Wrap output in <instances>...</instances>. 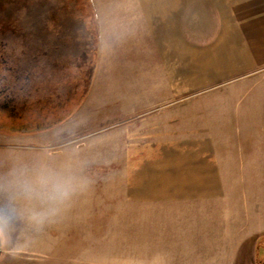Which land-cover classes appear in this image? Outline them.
I'll return each mask as SVG.
<instances>
[{
    "label": "rangeland",
    "instance_id": "1",
    "mask_svg": "<svg viewBox=\"0 0 264 264\" xmlns=\"http://www.w3.org/2000/svg\"><path fill=\"white\" fill-rule=\"evenodd\" d=\"M142 6L145 12H151L147 16L155 18L152 26L161 22L163 12H168L166 28L177 32L176 42H167L166 50L160 53L167 55L165 71L177 76V83L173 80L172 84L178 85L181 78L183 134L193 129L222 140L214 143V151L223 197L215 198L208 231L217 233L220 230L214 229V224L223 222L233 241L237 232L240 236L254 226L261 228L242 246L235 264H264L263 243H259L264 238V0H0V32L5 34L8 51L15 47L18 34L22 33L26 52L22 56L23 75L33 70L31 53L55 54L40 59L43 68L53 63L46 74L52 75L54 104L63 97L57 99L64 92L60 84L62 75L69 72L71 85L79 84L71 101L51 111L48 121L62 120L74 110L93 69L95 74L94 63L99 58V67H104L91 96L100 115L95 122L99 126L109 118L107 122L122 124L126 122L121 118L122 106L157 103L147 90L139 92L146 88L142 81L148 79L147 73L151 75V87L162 82L155 73L162 71L159 54L148 52L141 36L126 40L128 29L138 33L143 30L139 20L143 16ZM162 21L159 28L164 27L166 21ZM139 23L140 26L133 27ZM90 86L91 82L89 89ZM110 113L117 114L110 118ZM69 118L48 130L19 135L1 133L0 167L8 150L19 146L17 141L35 145L39 138L31 135L55 129ZM171 131L174 128L164 130L162 125L154 133L166 139L168 135L163 134ZM94 132L109 137L110 126L93 129L87 125L76 135ZM151 142L153 148L169 144L165 140ZM104 181H98L90 192L78 197L60 221L46 226L18 255L12 257L0 251V264H176L175 254L138 251L143 249L138 247L142 239H129L127 207L120 205L119 212L116 211L111 205L110 182ZM122 200L124 203L125 197L119 199ZM134 213H142V207L135 206ZM113 216H118V221ZM190 218L191 214L187 216ZM202 229L195 233L199 238ZM200 239L193 240V255L198 261L194 264H225L223 259L232 256L219 247L216 251H200ZM12 243L24 241L13 239Z\"/></svg>",
    "mask_w": 264,
    "mask_h": 264
},
{
    "label": "crops",
    "instance_id": "2",
    "mask_svg": "<svg viewBox=\"0 0 264 264\" xmlns=\"http://www.w3.org/2000/svg\"><path fill=\"white\" fill-rule=\"evenodd\" d=\"M140 11L143 16L139 20L143 30L138 33L136 29H128L126 40L129 42L137 35L141 36V41L144 40L143 42L146 43L147 51H155L161 58L162 71L155 73L159 79H162V82H155V87H151V75L147 73L148 79L142 81V86L146 88L139 91L142 94L147 90L148 96L155 97L157 103H151L148 106L126 104L121 107V111L124 112L121 118L126 119L125 123L113 124L114 122H107L106 120L109 119L107 118L104 120L106 123L103 122L98 126L95 121L99 119V109L93 104L91 98L97 86V79L104 67V65L99 67L98 58L86 101L72 118L57 128L68 126L76 134L87 125L93 129L102 127L104 124L110 126L109 137H104L105 133L101 132L89 134L100 138L96 150L109 161L107 165L97 164L93 167L92 172L100 175L96 178V184L98 181L102 183L104 180L106 183L110 182L111 205L115 207L116 211L119 212L120 205L127 207L126 228L129 232V239H142L141 245L138 247L143 249L138 250L139 252L175 254L176 257L174 256L173 259L176 264H194L198 261L195 262L193 255L196 253L193 240L197 241L203 238L204 241L200 239L202 242L197 244L200 251L207 248L216 251L219 247L221 252L227 253V255L232 253L231 257L225 255L226 259H223L222 262L235 264L242 246L259 233L261 228L257 229L254 226L240 236L237 232L234 234L233 241L228 237L230 233L226 234L223 222H220L218 226L214 224V229L217 227L220 231L209 233L210 216L214 213L215 198L223 197L214 151V143L222 140L217 135L196 133L193 129L183 134L181 78L178 79V85L172 84L173 80H176L177 83V79H175L177 76L172 71L170 74L165 71L167 55L160 53V51L166 50L167 42H176L177 32L166 28L168 12H163L164 15L159 17L161 22L167 20L165 24L163 23L164 27L159 28L161 22L157 26H152V21L155 18L147 16V12L149 14L151 12H145L146 9L143 6ZM141 24H133V27ZM137 94L140 93L137 92ZM116 114L110 113V118L115 117ZM162 125L164 130L167 127L174 128L175 131L163 134L168 135L169 138H160L161 135L154 133L157 129L160 131ZM47 132L33 134L31 138H40ZM77 136L79 137V135ZM164 140L169 144L158 145L157 148H153L151 145V141ZM184 142L190 144H183ZM152 160L154 161L152 162ZM124 197L126 201L120 202L119 199H124ZM135 206H141L142 213L135 214ZM190 214L191 218L188 220L187 216ZM113 218L118 221V216H113ZM202 225L205 227L203 228ZM198 229L203 230L200 238L195 234ZM226 236L228 239L223 241L224 238H227Z\"/></svg>",
    "mask_w": 264,
    "mask_h": 264
},
{
    "label": "clouds",
    "instance_id": "3",
    "mask_svg": "<svg viewBox=\"0 0 264 264\" xmlns=\"http://www.w3.org/2000/svg\"><path fill=\"white\" fill-rule=\"evenodd\" d=\"M99 142V137H78L65 126L49 130L35 145L17 141L19 146L8 150L0 167V251L18 255L93 189V167L109 163L96 150ZM13 239L24 243L14 245Z\"/></svg>",
    "mask_w": 264,
    "mask_h": 264
},
{
    "label": "flooded vegetation",
    "instance_id": "4",
    "mask_svg": "<svg viewBox=\"0 0 264 264\" xmlns=\"http://www.w3.org/2000/svg\"><path fill=\"white\" fill-rule=\"evenodd\" d=\"M18 35L20 38L16 40L15 47H11L8 51L5 34L0 32V134L19 135L48 126L56 120L48 121V116L53 113L51 111L61 109L68 104L76 95L79 86L78 83L71 85L69 72L62 75L60 84H62L64 92L62 95H57V99L63 97L59 103L54 104L52 75L46 74L53 63L48 67L44 66V69V64L42 65L40 59L46 56L55 57V54L49 55L47 54L49 52L31 53V68L33 66V70L23 75L22 56L26 52L23 50L22 33ZM13 50L16 53H13ZM80 93L79 95H81ZM261 247L264 252V242Z\"/></svg>",
    "mask_w": 264,
    "mask_h": 264
},
{
    "label": "trees",
    "instance_id": "5",
    "mask_svg": "<svg viewBox=\"0 0 264 264\" xmlns=\"http://www.w3.org/2000/svg\"><path fill=\"white\" fill-rule=\"evenodd\" d=\"M95 63H96V61H95ZM94 63V64H95ZM93 69V68H92ZM93 71V70H92ZM91 71V72H92ZM91 79H92V74L91 75H89V77H88V79H87V87H86V89L84 90V92L83 93H81V95H80V97H79V101L77 102V104H75V108H73L74 110H70L68 113H66V115L64 116V118L61 120V119H59V120H57V121H55V122H53V123H51V124H49L48 126H46V127H42V128H40L39 130H48V129H50V128H52V127H54V126H56L57 124H59V123H61L62 121H64L65 119H67V118H69L80 106H81V104L83 103V100H84V98L87 96V94H88V92H89V85H90V82H91ZM264 242V238H262V239H260V241H259V243H263ZM258 243V244H259Z\"/></svg>",
    "mask_w": 264,
    "mask_h": 264
},
{
    "label": "water",
    "instance_id": "6",
    "mask_svg": "<svg viewBox=\"0 0 264 264\" xmlns=\"http://www.w3.org/2000/svg\"><path fill=\"white\" fill-rule=\"evenodd\" d=\"M93 73H94V69H93V71H92ZM93 73H92V77H93ZM92 80V79H91Z\"/></svg>",
    "mask_w": 264,
    "mask_h": 264
}]
</instances>
